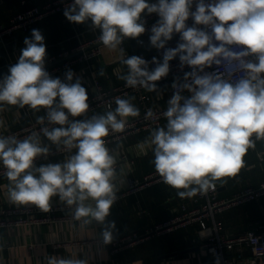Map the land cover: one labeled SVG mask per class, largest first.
I'll use <instances>...</instances> for the list:
<instances>
[{
  "label": "clouds",
  "instance_id": "9594fccd",
  "mask_svg": "<svg viewBox=\"0 0 264 264\" xmlns=\"http://www.w3.org/2000/svg\"><path fill=\"white\" fill-rule=\"evenodd\" d=\"M153 13L159 19L150 29L149 41L152 48L163 50L162 59L125 56L123 41L144 34L143 16ZM63 14L75 24L90 21L92 29L99 30L102 45L119 51L127 72L118 79L128 88L156 92V82L169 75L176 57L181 70L191 68L184 72L183 82L173 79V95L161 114L166 123L152 129L146 142L156 173L178 197L206 195L217 182L226 183L225 178L245 167L249 150L255 149L256 141H264V0H73ZM174 34H179L176 47H166ZM23 43L17 62L0 80V112L15 106L33 112L44 109L46 115L37 116L42 127L24 138L0 135L8 197L13 204H32L48 212L52 198L58 196L67 206L75 205V220L103 225V242L110 244L116 225L106 223V218L117 200V158L106 138L124 132L128 118L138 117L140 110L132 103L134 97L116 96L114 109L110 105L104 114L79 119L90 107L81 78L71 69L63 80L50 76L41 31L33 29ZM150 64L155 67L150 69ZM221 65L235 67L239 77L229 80L217 71H206ZM40 134L70 153L62 163L35 165L38 157L50 154L48 146H41ZM47 264L88 261L53 255Z\"/></svg>",
  "mask_w": 264,
  "mask_h": 264
},
{
  "label": "crops",
  "instance_id": "0c3cea01",
  "mask_svg": "<svg viewBox=\"0 0 264 264\" xmlns=\"http://www.w3.org/2000/svg\"><path fill=\"white\" fill-rule=\"evenodd\" d=\"M23 1L21 0V3L17 4L16 11H13L12 8L3 7L4 15L7 17L1 18L0 16L1 21L9 22L10 17L22 9ZM43 1L40 0L41 3ZM155 2L157 0H149V3ZM63 13L64 10L49 15L34 23L29 28L30 30L24 31L29 33L31 29L39 30L40 26L46 44L45 68L64 63L62 61L51 66L47 64L50 57L59 55L64 49L72 50L81 42L95 39L100 35L98 29H92L90 21H88V24H75L69 22ZM145 16L147 14H144L143 17ZM50 17H61L62 22L60 24L47 23ZM66 23L71 27L70 34L67 33ZM18 31L22 30L14 32L17 33ZM6 37L0 39V78L8 74L9 67L17 62L21 49L25 47L24 45L22 48L9 50ZM14 39L16 41L15 37ZM20 42L18 44V41H16V46H19ZM125 47L131 56H138L141 51L153 54L155 49L151 47L149 41L147 44L139 46L137 39L131 38L125 42ZM176 59L178 57L174 60ZM90 64L95 66L99 73L103 70V75L100 74V78L106 88L124 83V81L118 79V76L125 74L127 68L120 62L118 50L115 52L108 49L104 50L103 54L93 58ZM69 69L75 73L76 77L81 78L82 85L86 87L88 94H91V77L83 63L73 65L70 68L62 67L53 73L51 77L63 80ZM122 69L123 72H121ZM183 75L180 77H183ZM162 86L161 88H163ZM132 97H134L132 103L141 112L136 95L133 94L129 98ZM155 99L161 103L166 101L159 96H155ZM105 112V110H100L94 114H85L79 119H88L92 115L104 114ZM40 115H46V110L41 109L40 112H33L27 107L18 109L15 106H8L3 112H0V120L4 121V126L0 127V135L31 124ZM164 123H166L165 119L161 125ZM151 130L141 131L123 142H113L107 146L117 158V193L128 188L130 179H143L145 176L156 172L152 164L154 159L152 150L146 143L150 139ZM40 142L41 146H55L43 135L40 136ZM142 143L145 145L143 150L140 148ZM69 154L42 160L36 162L35 165L39 167L49 163H62ZM244 159L245 167L235 177L225 178L226 183L217 182L218 194L221 198L232 197L247 187L258 186L260 182L264 181V141H256L255 149H250ZM9 186L10 182L6 175L1 176L0 208L34 207L37 211L44 212L32 204H13L8 197ZM176 193V189L160 180L115 202L110 210V215L106 218V223L115 221L116 225L115 230H113V240L110 244H104L101 235L104 226L97 224L95 221L91 224H83L82 221L74 220L55 221L48 225L0 228V264H47V258L53 255L63 258L85 259L88 264H210L212 258L204 248L205 241L214 233V221L210 219L182 225L172 231L156 235L143 243L123 249L116 250L114 246L118 239L127 234L144 233L158 223L175 219L182 214L183 204L185 203L189 208L198 205L191 198L181 199ZM55 203L63 202L57 196L53 197L51 201V204ZM86 203L94 205L93 201H86ZM238 206L216 215V222L221 224L223 235L230 237L233 235L238 236L248 230L264 231V196L246 202L241 207ZM95 239H101L102 243L84 245L80 242L78 245L74 244L75 241ZM228 255L233 258H242L251 256L252 252L245 245L228 252Z\"/></svg>",
  "mask_w": 264,
  "mask_h": 264
},
{
  "label": "built area",
  "instance_id": "2783aa9c",
  "mask_svg": "<svg viewBox=\"0 0 264 264\" xmlns=\"http://www.w3.org/2000/svg\"><path fill=\"white\" fill-rule=\"evenodd\" d=\"M73 0H49L44 5L27 7L25 10L17 13L8 24L0 23V39L5 38L7 35L12 34L16 30L28 31L29 28L37 21L48 17L57 12H61L65 7L72 3ZM149 2V0H148ZM206 3L210 0H205ZM0 0V5H1ZM23 5L26 4L24 0ZM193 10H195V3L193 4ZM146 21V31L140 37L137 38L139 46L147 44L145 36H150V29L153 24L159 19L158 15L153 13L143 17ZM187 24L191 26L193 21L191 18L187 21ZM203 27V26H199ZM130 39L127 38L123 41L121 47L124 49L125 56H131L130 52L125 47V42ZM150 42V41H149ZM179 42V34H174L171 41L168 42L166 47H176ZM105 47L101 44L98 37L95 39L81 42L77 47L72 50L64 49L59 55L50 57L47 64L51 66L58 63L64 62L62 65L52 66L45 68L50 76L62 67L70 68L73 65L83 63L88 70V73L92 81V93L89 95V111L86 114H94L100 110H109L115 108L114 98L121 96L129 98L135 94L138 103L141 107V112L138 117L129 118L126 123V128L122 133H110L109 137L106 138L107 146L113 142H123L132 135H136L141 131L147 129H154L155 127L162 124L164 118L161 115L163 111L167 109V101L173 95L174 90L171 85L175 77H180L184 72L191 71V68L185 66L183 70L180 68L179 58L170 62V72L161 81L156 82L158 85V92H147L142 88L132 89L125 86V82L112 88H106L101 81L100 73L95 66L90 64L91 60L97 56L103 54ZM163 50L154 49L153 54H149L146 51H141L138 56L151 61L153 56L162 59ZM155 65L150 64V69ZM124 70L122 69L121 72ZM206 71H217L225 79H236L240 73L235 67L221 65L213 66L212 69H206ZM127 72V70H126ZM4 77V76H3ZM0 78V80L3 79ZM181 82H183V77ZM161 85H163L161 88ZM186 97H190V93L184 91L182 93ZM155 96H159L164 103L157 101ZM151 110L153 116L148 117L146 114ZM70 119H72L70 117ZM47 125V122L45 124ZM42 127L36 123V120L31 124L26 125L18 130L9 131L4 133L3 136L15 135L17 138H24L33 131H38ZM52 127V126H49ZM42 136V134H40ZM50 154L45 158L44 156L38 157L34 163L51 159L52 157L67 154L66 152L57 149L56 146L49 147ZM6 170L0 165V177L5 175ZM162 180L159 175L154 172L143 179L135 178L130 179L129 186L127 189L117 193L118 202L122 197L127 196L130 193H136L156 181ZM264 196V181L260 182L258 186H250L246 189L236 193L232 197L221 198L218 194V185L216 184L215 190H210L206 195H196L191 199L198 205L189 208L187 204H183V212L175 219L163 223H158L153 227L147 229L144 233H130L127 234L114 243L116 250L123 249L125 247L143 243L150 238L172 231L182 225H187L196 221L210 219L214 221V233H212L204 243V248L212 258V263L216 264L217 257L220 259V264H264V231L248 230L241 233L238 236H226L221 233V224L216 222V215L225 210L231 209L235 206L242 205L246 202L258 199ZM187 199V198H184ZM75 205L72 207L67 206L65 203L51 204V209L48 212H39L34 207H1L0 208V228H13L19 226H35V225H48L55 221H77L74 219ZM84 245L102 243L101 239L95 240H83L75 241L74 244L79 243ZM248 246L252 252L249 257L233 258L228 255V252L235 248ZM203 264V263H200Z\"/></svg>",
  "mask_w": 264,
  "mask_h": 264
},
{
  "label": "trees",
  "instance_id": "16d2710c",
  "mask_svg": "<svg viewBox=\"0 0 264 264\" xmlns=\"http://www.w3.org/2000/svg\"><path fill=\"white\" fill-rule=\"evenodd\" d=\"M3 1V3H1V4H3V6H1V9H0V16H1V18L2 17H7L6 15H4V13L5 12H3V7H7V8H12L13 9V11H16V8H17V4L18 3H21V0H1V2ZM23 1V0H22ZM26 1V4L25 5H22V9L20 10V11H18L17 13H19V12H21V11H23V10H25L27 7H32V6H42V5H44L46 2H48L49 0H44L42 3L40 2V0H33V1H29V0H25ZM17 13H14V15H12L11 17H10V20L17 14ZM11 15V14H10ZM9 16V15H8ZM62 18L61 17H50L49 18V20L47 21V23H59L60 24V22H62V20H61ZM10 20H9V22H10ZM9 22H3V21H1V19H0V23H3V24H8ZM67 24V23H66ZM86 24H88V22H86ZM66 29H67V33L68 34H70L71 33V27L67 24L66 25ZM30 30V29H29ZM39 31H40V26H39ZM31 32H32V29H31V31L28 33H26V32H24V31H18L17 33H15V32H13L12 34V36L11 37H6V43H7V45H8V48H9V50H15V48H22L23 46H24V43H23V41H24V39H25V37H29V38H31ZM15 34V35H14ZM11 35V34H10ZM8 36V35H7ZM14 37L16 38V41H18V44H19V41H21L20 42V45L19 46H16V41H15V39H14ZM13 38V39H12ZM145 38H146V40H147V42L149 41V36H145ZM245 204V203H244ZM244 204H242V205H244ZM242 205H240V206H238V207H241ZM235 210V209H234ZM233 210V211H234ZM233 236H237V235H233Z\"/></svg>",
  "mask_w": 264,
  "mask_h": 264
},
{
  "label": "rangeland",
  "instance_id": "374dc122",
  "mask_svg": "<svg viewBox=\"0 0 264 264\" xmlns=\"http://www.w3.org/2000/svg\"><path fill=\"white\" fill-rule=\"evenodd\" d=\"M105 51L107 50V48L104 49Z\"/></svg>",
  "mask_w": 264,
  "mask_h": 264
},
{
  "label": "water",
  "instance_id": "95a60500",
  "mask_svg": "<svg viewBox=\"0 0 264 264\" xmlns=\"http://www.w3.org/2000/svg\"><path fill=\"white\" fill-rule=\"evenodd\" d=\"M102 44V43H101ZM186 97V96H185Z\"/></svg>",
  "mask_w": 264,
  "mask_h": 264
}]
</instances>
